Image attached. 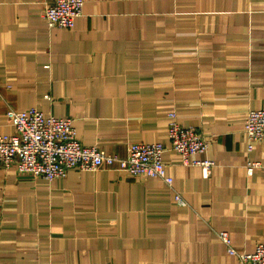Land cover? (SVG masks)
Instances as JSON below:
<instances>
[{
	"label": "crops",
	"instance_id": "crops-1",
	"mask_svg": "<svg viewBox=\"0 0 264 264\" xmlns=\"http://www.w3.org/2000/svg\"><path fill=\"white\" fill-rule=\"evenodd\" d=\"M52 0H0V133L6 110L69 117L76 138L126 156L166 145L171 184L115 165L48 180L0 162V264H238L264 241V0H85L72 28ZM48 95L46 98L45 96ZM209 140L210 174L169 148L167 114ZM179 194L182 202L175 199Z\"/></svg>",
	"mask_w": 264,
	"mask_h": 264
},
{
	"label": "built area",
	"instance_id": "built-area-1",
	"mask_svg": "<svg viewBox=\"0 0 264 264\" xmlns=\"http://www.w3.org/2000/svg\"><path fill=\"white\" fill-rule=\"evenodd\" d=\"M85 0H52L43 12L50 26L72 28L75 18L81 15ZM46 98L48 95L45 96ZM6 116L14 127L13 133H0V162L5 167L13 165L17 172L53 180L64 177L70 168L95 171L102 165H115L133 176L157 177L171 184L162 156L166 145L157 142H133L126 156L109 153L96 145H84L76 138L69 117L44 114L37 106L25 109L8 108ZM169 148L178 152L184 163L196 164L202 175L208 176L214 165L212 159L190 157L206 152L209 140L191 126L176 120L174 112L167 114ZM248 149L254 142L264 140V108L250 109L243 124ZM248 173L264 168V161H249ZM175 199L182 202L179 194ZM230 253L238 256V264H264V241L252 252H236L225 231L219 232Z\"/></svg>",
	"mask_w": 264,
	"mask_h": 264
}]
</instances>
